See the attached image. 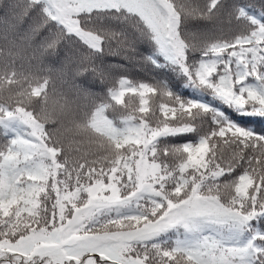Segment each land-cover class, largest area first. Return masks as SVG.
Listing matches in <instances>:
<instances>
[{
	"label": "snow or ice",
	"instance_id": "snow-or-ice-1",
	"mask_svg": "<svg viewBox=\"0 0 264 264\" xmlns=\"http://www.w3.org/2000/svg\"><path fill=\"white\" fill-rule=\"evenodd\" d=\"M101 9L205 99L120 79L96 103L80 45L102 50L82 26ZM12 20L34 42L0 36V264H264V0H27Z\"/></svg>",
	"mask_w": 264,
	"mask_h": 264
},
{
	"label": "trees",
	"instance_id": "trees-1",
	"mask_svg": "<svg viewBox=\"0 0 264 264\" xmlns=\"http://www.w3.org/2000/svg\"><path fill=\"white\" fill-rule=\"evenodd\" d=\"M6 2L12 3L15 7L9 10L6 18L4 17V10L0 8V36H2L4 29L8 28L10 38L15 39L22 49H27L34 42L28 33V24L25 23L17 28L12 27L15 24V21L12 20V13L23 11L27 5V0H6ZM130 22L131 18H129ZM124 23L125 20L121 13L111 9L96 10L90 16L86 14L85 19L82 21L83 27L106 37L100 51L80 45L100 70L96 77L97 86L90 90L93 93L100 94L99 98L96 99V103H100L102 99H108L107 89L110 87L118 88L120 79L130 80L134 85L149 83L167 87L180 96H187L194 100L205 99L204 96L196 93L190 87H185V77L178 67L165 61L155 51L154 45L150 42L134 40L130 33L123 29ZM131 26L136 27L134 24ZM205 27L226 32L229 28V22L224 14L218 13L210 23L205 24ZM221 35L220 32L216 33V37ZM71 39L80 44L78 38L72 37ZM35 40L38 42L39 37ZM208 42H212V40L209 39ZM2 47L3 41L0 40V48ZM22 62L26 66V61L18 60L17 67ZM43 67L46 70L45 74L52 75V79L56 81L61 64L56 62L55 57L46 58ZM72 83L73 81L68 78V83L62 86L67 88ZM56 86H61L58 81H56ZM48 88L50 91L52 88L51 83ZM145 99L149 100V107L160 102L159 97H155L150 93L146 94ZM139 100L138 95L131 93H126L124 97L125 104L136 108L139 107ZM110 103H112L113 108H110L107 114L110 118L118 121L124 112V108L122 105L115 104L114 101H110Z\"/></svg>",
	"mask_w": 264,
	"mask_h": 264
}]
</instances>
